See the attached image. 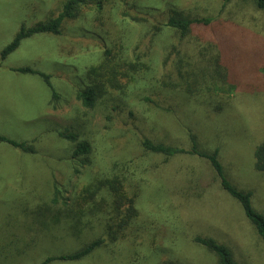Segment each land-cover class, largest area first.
I'll list each match as a JSON object with an SVG mask.
<instances>
[{
    "label": "rangeland",
    "instance_id": "1",
    "mask_svg": "<svg viewBox=\"0 0 264 264\" xmlns=\"http://www.w3.org/2000/svg\"><path fill=\"white\" fill-rule=\"evenodd\" d=\"M63 2L0 0V52L21 26L56 16ZM172 10L212 23L181 40L166 26ZM106 50L145 68L87 109L77 93L90 86L89 70ZM216 54L235 86L230 96L204 94ZM0 63V136L36 152L0 143V264H41L80 247L83 237L74 241L66 226L50 222L64 210L62 201L51 203L54 187L70 200L95 177L125 173L142 193L138 216L118 241L93 226L86 237L105 239L102 248L79 262L50 264H219L196 237L227 247L239 264H264V243L206 161L141 148L149 140L188 151L193 136L200 151L217 153L225 179L250 194L264 218V174L254 169L264 144V12L251 0H107L101 14L83 7L60 35L26 39ZM190 65L197 97L179 79ZM23 67L49 76L51 89L38 76L13 72ZM64 130L89 145L86 157L72 158L73 145L58 137Z\"/></svg>",
    "mask_w": 264,
    "mask_h": 264
},
{
    "label": "trees",
    "instance_id": "2",
    "mask_svg": "<svg viewBox=\"0 0 264 264\" xmlns=\"http://www.w3.org/2000/svg\"><path fill=\"white\" fill-rule=\"evenodd\" d=\"M63 1L60 5V12L56 16L49 17L30 28L21 26L11 43L0 52V61L3 62L9 55L15 52L22 41L35 35H60L63 25L68 21L76 19L80 9L83 7L89 5L94 6L97 13L101 14L107 3V0ZM251 1L258 11L264 12V0ZM211 23L212 20L210 19H193L184 16L182 12L172 10L167 19L166 26L173 30L182 40L190 37L195 27L208 28ZM156 29L161 31L159 28ZM111 54L110 50L104 52L102 63L95 69L89 70L88 75L91 78L90 86L86 90L77 93V99L87 109H91L102 95L106 93L108 88H121V81L133 79L135 75L145 68L142 66L143 64L127 62L121 57H116ZM221 57L222 55L216 54L214 58L209 59L208 68L209 76L211 77L209 82L212 85L206 87L207 83L204 81V94L207 91L211 92L214 90L215 96L217 94L230 96L235 91V86L228 81L227 70L220 61ZM148 71L149 67L146 65V73ZM194 71L195 69L190 65L189 70L186 71V76L179 74V79L187 85V95L191 97H197V94L192 93L195 87L197 93V78ZM13 72L22 75L38 76L51 89L49 83L50 77L40 71L23 67L14 69ZM169 86L173 89L176 87L174 84H169ZM217 87L218 91H216ZM56 99L57 95L52 90V102ZM58 137L73 145L71 152L73 159L83 158L89 154V145L84 141H80L77 134L64 130L58 133ZM189 142L191 147L188 151L162 143H154L149 140L143 141L141 148L145 153L152 156H163L164 158L190 156L206 161L216 174L221 188L239 203L245 218L253 226L256 234L264 243V218L252 209L250 203L251 195L237 190L225 179L223 168L216 152L200 151L197 147L196 139L191 135H189ZM0 143L7 144L23 153H36L33 145L18 143L4 136H0ZM254 169L256 172L264 174V144L255 150ZM76 173H78L77 170ZM59 191L57 187H54L51 203L53 206H56L59 201H62L64 208L63 214H60L59 217H54V219H50V222L54 224L53 226H60V224H63L64 227L66 226V230L76 237L74 241H78L81 237L84 238V241L73 252L48 257L41 264H50L52 262H79L102 248L105 244V239L93 236L86 237L89 229L93 226L100 228L102 234L107 237L109 242L115 243L118 241L119 234L124 232L138 216L137 200L142 193V187L140 182L134 181L129 174L125 173L112 177H95L88 181L86 188L80 192H76L70 200L63 198L62 193ZM67 201L71 202V204L67 205ZM45 226L47 227V225ZM194 243L216 254L219 258V264H239L233 258L231 251L227 247L218 244L214 240L196 237Z\"/></svg>",
    "mask_w": 264,
    "mask_h": 264
}]
</instances>
